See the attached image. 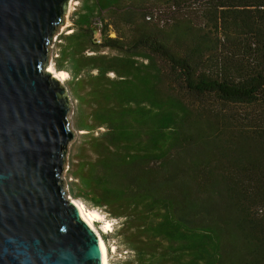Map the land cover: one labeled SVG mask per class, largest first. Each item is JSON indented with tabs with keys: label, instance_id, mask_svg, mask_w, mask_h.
Returning <instances> with one entry per match:
<instances>
[{
	"label": "trees",
	"instance_id": "trees-1",
	"mask_svg": "<svg viewBox=\"0 0 264 264\" xmlns=\"http://www.w3.org/2000/svg\"><path fill=\"white\" fill-rule=\"evenodd\" d=\"M80 1L71 196L120 221L122 264H264V0Z\"/></svg>",
	"mask_w": 264,
	"mask_h": 264
},
{
	"label": "water",
	"instance_id": "water-1",
	"mask_svg": "<svg viewBox=\"0 0 264 264\" xmlns=\"http://www.w3.org/2000/svg\"><path fill=\"white\" fill-rule=\"evenodd\" d=\"M73 0H0V264H103L63 180L76 137L48 69Z\"/></svg>",
	"mask_w": 264,
	"mask_h": 264
},
{
	"label": "rangeland",
	"instance_id": "rangeland-1",
	"mask_svg": "<svg viewBox=\"0 0 264 264\" xmlns=\"http://www.w3.org/2000/svg\"><path fill=\"white\" fill-rule=\"evenodd\" d=\"M80 3H81L80 0H73L72 2H70L69 12L65 18V24L62 27H60L59 31L54 36V42L52 45L51 60H50V64H51L50 67H52L54 70H55L54 60L58 56V53H59L60 36L62 34L71 33V28L73 26V19L75 16L74 13L78 9V7L80 6ZM112 37H115V35L112 34ZM69 79H70V77L68 75L67 79L63 82V84L65 86H66V83ZM68 90H69V88H68ZM70 97H71V103H72L70 118L72 121V127L76 131V137L69 147L67 162H66L65 169L63 172V180H64L65 184L67 185L69 194H70L71 183L74 182L73 181L74 179L72 178V175H71L72 167H73L72 165H76V162L78 159L77 158V152L79 151L78 148L82 142V136H83L82 134L85 133L83 131H79L76 127L77 119H79V116L81 114L79 113V111H77V102L74 101V99L72 98L71 95H70ZM81 116H83V115H81ZM70 196H71V194H70ZM72 199H74V198L72 197ZM74 200L82 203L87 210H96V209H92L89 206H87L81 199H74ZM96 211L101 215V219L99 221H95L94 226L96 228V231H98V233L100 234V237L104 243V246L106 249V254H107L108 264H122L123 262H125L126 260L129 259L130 252L127 251L123 246H121L119 244L118 238L114 236V233L119 229L120 221L115 220V219H111L103 211H100V210H96ZM105 224L109 225L108 229L105 228Z\"/></svg>",
	"mask_w": 264,
	"mask_h": 264
},
{
	"label": "bare ground",
	"instance_id": "bare-ground-1",
	"mask_svg": "<svg viewBox=\"0 0 264 264\" xmlns=\"http://www.w3.org/2000/svg\"><path fill=\"white\" fill-rule=\"evenodd\" d=\"M50 72H52L54 74V76L61 82L63 83L67 77H68V73L66 72H57L55 71L52 67H49L48 69ZM74 202L77 204V206L80 209L82 218L89 224V226L97 233L98 237H99V241H100V245H101V249H102V258H103V264H108L107 261V254H106V249L104 246V243L100 237V234L98 233V231H96V228L94 226V222L95 221H99L101 219V215L96 211V210H87L84 205L82 203H80L79 201H75ZM105 228L108 229L109 225L105 224Z\"/></svg>",
	"mask_w": 264,
	"mask_h": 264
}]
</instances>
